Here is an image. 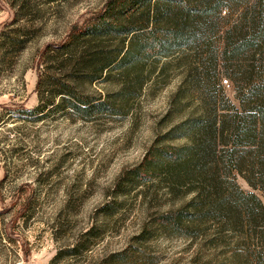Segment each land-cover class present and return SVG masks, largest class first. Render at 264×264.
Instances as JSON below:
<instances>
[{
  "label": "rangeland",
  "instance_id": "1",
  "mask_svg": "<svg viewBox=\"0 0 264 264\" xmlns=\"http://www.w3.org/2000/svg\"><path fill=\"white\" fill-rule=\"evenodd\" d=\"M108 1L0 0V264H251L264 234L206 218L190 235L160 225L196 198L197 186L159 169L166 150L191 146L208 103L187 74L193 57L150 58L141 88L121 70L95 83L61 72L50 47L98 21ZM48 73L115 112L79 114L58 95L47 105L55 88L38 84ZM225 79L220 109L238 105Z\"/></svg>",
  "mask_w": 264,
  "mask_h": 264
},
{
  "label": "trees",
  "instance_id": "2",
  "mask_svg": "<svg viewBox=\"0 0 264 264\" xmlns=\"http://www.w3.org/2000/svg\"><path fill=\"white\" fill-rule=\"evenodd\" d=\"M50 48L60 54L61 72L75 81H108L121 70L135 75L139 88L142 66L150 58L193 57L187 74L208 103L190 132L191 146L166 150L159 169L174 185L197 186L190 189L196 198L162 215L160 225L190 235L191 225L206 218L238 234L249 228L263 239L264 0H109L98 21L76 28L65 44ZM222 77L234 88L238 105L228 101L219 108ZM44 79H39L40 89L55 88L47 105L54 106L58 95L79 114L115 112L102 99L80 97L75 81L62 84L53 73ZM235 173L244 176L251 192L240 189ZM169 189L175 193L172 185ZM253 257L251 264H264L263 252Z\"/></svg>",
  "mask_w": 264,
  "mask_h": 264
},
{
  "label": "built area",
  "instance_id": "3",
  "mask_svg": "<svg viewBox=\"0 0 264 264\" xmlns=\"http://www.w3.org/2000/svg\"><path fill=\"white\" fill-rule=\"evenodd\" d=\"M226 82V81H225Z\"/></svg>",
  "mask_w": 264,
  "mask_h": 264
}]
</instances>
